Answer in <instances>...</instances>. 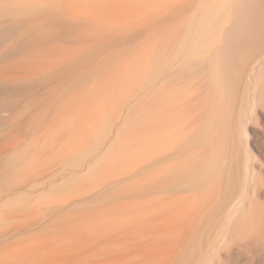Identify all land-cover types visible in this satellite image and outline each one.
<instances>
[{
    "label": "rangeland",
    "instance_id": "1",
    "mask_svg": "<svg viewBox=\"0 0 264 264\" xmlns=\"http://www.w3.org/2000/svg\"><path fill=\"white\" fill-rule=\"evenodd\" d=\"M201 4L0 0V264L165 263L166 100Z\"/></svg>",
    "mask_w": 264,
    "mask_h": 264
},
{
    "label": "bare ground",
    "instance_id": "2",
    "mask_svg": "<svg viewBox=\"0 0 264 264\" xmlns=\"http://www.w3.org/2000/svg\"><path fill=\"white\" fill-rule=\"evenodd\" d=\"M201 3L180 44L183 88L166 100V143L180 157L167 166L164 264H264V136L254 127L264 126V0ZM191 94L197 110L188 115ZM176 188L194 194L177 199Z\"/></svg>",
    "mask_w": 264,
    "mask_h": 264
}]
</instances>
